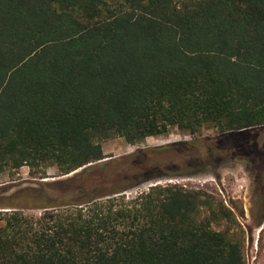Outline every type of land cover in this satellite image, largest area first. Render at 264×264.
<instances>
[{
	"label": "trees",
	"instance_id": "16d2710c",
	"mask_svg": "<svg viewBox=\"0 0 264 264\" xmlns=\"http://www.w3.org/2000/svg\"><path fill=\"white\" fill-rule=\"evenodd\" d=\"M174 128L237 151L264 128V0H0V174L86 168L0 200V264H249L235 202L170 183L127 196L171 174L98 166L106 140Z\"/></svg>",
	"mask_w": 264,
	"mask_h": 264
},
{
	"label": "rangeland",
	"instance_id": "374dc122",
	"mask_svg": "<svg viewBox=\"0 0 264 264\" xmlns=\"http://www.w3.org/2000/svg\"><path fill=\"white\" fill-rule=\"evenodd\" d=\"M221 138L222 134L217 130L208 128L196 136L174 128L169 134L150 137L139 146H131L121 137H112L102 144L107 158L99 162L98 166L110 163L107 172L121 169L122 165H118L117 161L135 155L136 159L146 165L161 167L165 173L171 174L134 187L126 192L127 196L141 194L152 186L170 183L189 189H202L227 202H235L245 213V217L239 218V221L246 230L248 263L264 264V224L258 226L264 213V128L252 131L248 138L245 136V147L240 151L234 146L226 149L230 145L228 139L221 140V150H218L214 144ZM177 144L187 145L178 146L175 151L157 150ZM211 148H214L215 154L207 162V151ZM84 169L86 168L67 176H59L55 168H50L45 179L33 178L28 167L17 172L6 171L0 174V200L21 194H39L44 189L53 193V186L48 187L46 184L67 180ZM59 189L58 186L56 191ZM27 213L38 216L40 211ZM215 228L223 229L218 226Z\"/></svg>",
	"mask_w": 264,
	"mask_h": 264
}]
</instances>
